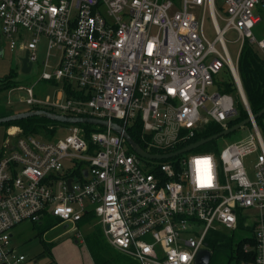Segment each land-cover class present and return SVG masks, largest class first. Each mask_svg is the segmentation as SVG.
Masks as SVG:
<instances>
[{
	"label": "built area",
	"instance_id": "built-area-1",
	"mask_svg": "<svg viewBox=\"0 0 264 264\" xmlns=\"http://www.w3.org/2000/svg\"><path fill=\"white\" fill-rule=\"evenodd\" d=\"M225 7L224 15L217 0H0L9 48L21 57L28 52L33 72L45 40L40 80L65 89V101L50 104L28 88L31 107L118 120L126 129L140 120L158 152L146 151L158 155L195 143L210 123L233 126L241 115L237 99L253 131L220 153L181 154L149 167L110 128L59 125L42 140L9 130L0 146V264H40L15 246L23 223L78 225L85 217L97 218L109 244L140 264H196L198 253L210 250L211 234L243 230L250 232L240 241L243 252L264 264V135L239 73L246 41L264 61V39L254 33L264 22V0H225ZM230 31L240 44L236 59ZM52 58L58 66L49 71ZM225 68L237 98L209 92Z\"/></svg>",
	"mask_w": 264,
	"mask_h": 264
},
{
	"label": "rangeland",
	"instance_id": "rangeland-1",
	"mask_svg": "<svg viewBox=\"0 0 264 264\" xmlns=\"http://www.w3.org/2000/svg\"><path fill=\"white\" fill-rule=\"evenodd\" d=\"M217 6L222 14L225 15L226 7L225 0H217ZM264 15V12H263ZM223 26V21L220 20ZM205 32L210 41L215 39V31L209 14L205 16ZM254 33L258 39H264V22L255 28ZM237 34L234 31H230L227 34L228 48L233 59L237 58L240 44L237 43ZM22 52L20 50L12 51L5 38L1 34L0 30V118L8 115H14L21 112H26L31 108L26 103L25 99L28 98L27 89L33 88L36 97L41 99H47L50 104L56 103L59 100L65 101V89L62 84L56 85L53 82H45L40 80V73L38 69L42 66L46 57L45 40L42 41L38 50V61L35 63L34 71L29 74L22 72L21 63L19 61ZM50 64L52 66L49 71H53L58 66L57 59H51ZM8 76V77H7ZM8 78L9 81L4 82ZM215 84L209 90L210 93L222 92L226 83L232 82V76L227 68H225L220 74L215 75ZM2 81V82H1ZM6 84H8L6 87ZM62 94V96H61ZM237 98V95H235ZM238 101L239 112L243 111V106ZM53 122V121H51ZM55 125H63L57 122H53ZM14 128H19L23 132L22 126H0V146L6 133L11 130L14 132ZM106 128L101 129L99 132H105ZM251 125L248 123L243 128L216 140L217 153H220L223 149L231 144H235L241 140H245L252 133ZM45 134V133H44ZM43 131H38L35 135L39 139H43L45 135ZM47 139H51L52 135L47 136ZM198 153H210L206 147L194 149L190 152H186L181 157H188L191 154ZM212 153V152H211ZM149 167L158 163L149 159H143ZM246 167L250 175L253 174L254 162L247 160ZM41 230L39 226L34 227L31 223H23L15 230L14 243L19 253L26 255L29 261L38 258V256L44 250V244L52 246V257L58 264H95L91 258V254H96L98 258L106 261V264H140L138 261L130 256L124 255L121 252L115 250L107 241L102 225L99 224L97 218H91L89 222L82 225L74 224H59L44 235L39 234ZM250 232L247 230L238 231L234 235L235 244L240 243L243 239L249 237ZM80 235V237H78ZM213 234L210 236V240ZM82 241V243L75 244V241ZM78 249L75 251V246ZM210 250L212 248L209 246ZM92 251V253H91ZM211 264H228V256L224 249H220L213 252ZM93 257V255H92ZM48 257L41 258L40 264H48ZM34 264V263H33ZM229 264H253L238 263L236 260L230 261Z\"/></svg>",
	"mask_w": 264,
	"mask_h": 264
},
{
	"label": "trees",
	"instance_id": "trees-1",
	"mask_svg": "<svg viewBox=\"0 0 264 264\" xmlns=\"http://www.w3.org/2000/svg\"><path fill=\"white\" fill-rule=\"evenodd\" d=\"M239 73L241 77V81L243 84L244 92L246 94V97L249 102V106L251 110L254 112V114L259 113L261 110L264 109V61L260 53L255 49L254 46L248 43V41L245 42L240 58H239ZM8 77V76H7ZM4 82L9 81L8 78H5V80H2ZM1 81V82H2ZM6 87L9 88V86ZM223 91L227 93H231L233 95H237L238 91L234 84V82L226 83L223 87ZM29 110H47L54 112L53 110L42 108V107H31ZM55 113V112H54ZM10 116V115H8ZM247 113L245 109L241 112L240 117L234 122V124H237L239 122L244 121L247 119ZM2 118V117H1ZM115 122L122 124L120 121L116 120ZM257 123L259 127L261 128V131L264 135V116L257 119ZM232 124V125H234ZM22 126L24 130L25 135H35L38 131H43V134H49L53 135L56 130L51 129L52 127H57L59 125H55L53 122L46 118H40V117H30L27 119L17 120V121H11L0 124V126L4 127H10V126ZM87 132L91 131H100L104 127L101 126H93V125H81ZM127 131L131 138L138 143L143 149L150 150L153 153L158 152L157 150L150 149L149 148V137L143 136V124L139 120L135 124L128 126ZM223 129L220 125L216 123H210L209 125L205 126L194 138L191 142H196L202 139L209 138L213 135H216L220 132H222ZM190 142L180 143L174 148L169 149V151H175L178 149L183 148ZM204 147L207 148L209 152H215L217 153L216 149V141L210 142ZM91 217H85L82 221L79 222L78 225H82L83 223L89 222ZM60 222L56 219H50L45 226L41 227V232L39 234L44 235L47 231L58 225ZM212 238L209 241V246L212 248V255L214 254V251L224 249L226 251V254L229 258L228 264L230 261L236 260L238 263H248L253 261L252 255L245 254L243 252V243L235 244V240L232 236L225 232H217L214 233ZM92 253V251H91ZM93 258L95 260L96 264H106V261L98 258L96 254H93ZM50 258L48 264H58L52 257V246H49L48 244H44V250L42 253L38 256V260L41 258Z\"/></svg>",
	"mask_w": 264,
	"mask_h": 264
},
{
	"label": "water",
	"instance_id": "water-1",
	"mask_svg": "<svg viewBox=\"0 0 264 264\" xmlns=\"http://www.w3.org/2000/svg\"><path fill=\"white\" fill-rule=\"evenodd\" d=\"M20 62L22 64V72L24 74H29L32 69V63L29 61V53L26 52L24 57L20 58ZM264 116V109L261 110L259 113L254 114V118L258 119L260 117ZM30 117H40V118H46L50 121L57 122L59 124H76V125H93V126H101L104 128H110L112 131H114L116 134L122 136L127 143L130 145V147L134 150V152L139 155L140 157L144 159H149V160H157V161H162V160H168L170 158L176 157L178 155H181L186 152H190L194 149L200 148L210 142L216 141L221 137L227 136L244 126H246L250 122V118L245 119L242 122H239L237 124H234L228 129L223 130L222 132L213 135L209 138L199 140L193 144H190L189 146H186L180 150H177L172 153L168 154H151L147 152L145 149H143L138 143H136L131 136L129 135L127 129L122 126L121 124L109 120H103V119H98V118H76V117H69V116H64L60 115L51 111L47 110H28L26 112H21L18 114L10 115V116H5L0 118V124L6 123V122H11V121H17V120H22V119H27ZM71 184V181L69 182ZM211 259H212V252L208 249L201 250L196 258V264H211Z\"/></svg>",
	"mask_w": 264,
	"mask_h": 264
},
{
	"label": "crops",
	"instance_id": "crops-1",
	"mask_svg": "<svg viewBox=\"0 0 264 264\" xmlns=\"http://www.w3.org/2000/svg\"><path fill=\"white\" fill-rule=\"evenodd\" d=\"M21 52V51H20ZM22 54H23V52H22ZM22 56V55H21ZM20 56V57H21ZM19 61H20V58H19ZM21 63V62H20ZM21 68H22V64H21ZM28 111V110H27ZM6 135H7V133H6ZM6 135L4 136V138H3V140L5 139V137H6ZM3 142V141H2ZM2 144V143H1ZM59 224H61V223H59ZM58 224V225H59ZM57 226V225H56ZM41 227H43V226H40L39 227V229L41 228ZM79 243H82V241H79V240H77V241H75V244H79ZM83 244V243H82ZM78 249V247H77V245L75 246V251ZM91 258L94 260V258L92 257V254H91ZM37 259V258H36ZM94 262H95V260H94ZM96 264V263H95Z\"/></svg>",
	"mask_w": 264,
	"mask_h": 264
}]
</instances>
